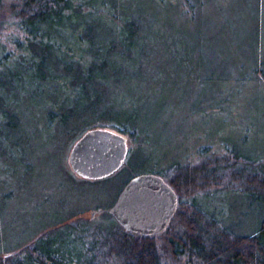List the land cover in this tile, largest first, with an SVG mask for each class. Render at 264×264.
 I'll return each instance as SVG.
<instances>
[{
	"label": "trees",
	"instance_id": "trees-1",
	"mask_svg": "<svg viewBox=\"0 0 264 264\" xmlns=\"http://www.w3.org/2000/svg\"><path fill=\"white\" fill-rule=\"evenodd\" d=\"M8 1H14L10 8ZM174 7L183 14L206 9L209 23H219L217 0H0V15L8 14L22 33L14 50L24 52L15 58L0 42V85L18 84L31 72L48 101V124L61 134L101 127L141 141L138 113H124L120 102L126 91L151 85L165 72L154 67L150 45L158 29L173 24ZM200 20L189 22L200 26ZM257 59L255 79L264 83ZM5 102L0 95V117ZM20 127L0 122V140L12 141L14 133L21 141L27 133ZM207 147L199 163L170 167L178 206L163 232H132L113 216L110 225L98 224L81 208L65 213V204L48 230L0 250V264H264V156L230 146L217 154L221 149ZM232 194L248 210L239 206L234 215ZM226 198H233L228 208L222 206ZM247 212L252 223L237 219Z\"/></svg>",
	"mask_w": 264,
	"mask_h": 264
},
{
	"label": "rangeland",
	"instance_id": "rangeland-1",
	"mask_svg": "<svg viewBox=\"0 0 264 264\" xmlns=\"http://www.w3.org/2000/svg\"><path fill=\"white\" fill-rule=\"evenodd\" d=\"M13 2L8 1L7 8ZM217 2L219 23H209L206 9L183 14L174 7L173 24L158 29L151 58L154 67L165 72L151 85L126 91L120 102L124 113H138L142 140L123 134L129 148L126 162L105 178L87 179L73 171L69 156L85 131L65 135L48 124V101L31 72L20 76L18 84L2 82L0 95L6 102L0 122L21 126L27 137L18 142L12 133V141L0 140V250H13L48 230L62 218L65 204V213L81 208L82 216L110 225L114 218L103 210L133 177L155 173L169 182L175 162L199 163L200 151L207 146L221 149L217 154L230 146L264 156V83L255 79L257 58L264 69V0ZM200 18V26L190 25L189 20ZM12 22L8 14L0 15V42L5 53L14 51L17 58L24 54L14 50L22 33ZM198 35L203 36L199 41ZM15 65L9 61V66ZM231 196L236 203L226 198L224 208L232 200L234 215L240 207L248 210L236 194ZM250 214L237 219L252 223Z\"/></svg>",
	"mask_w": 264,
	"mask_h": 264
},
{
	"label": "water",
	"instance_id": "water-1",
	"mask_svg": "<svg viewBox=\"0 0 264 264\" xmlns=\"http://www.w3.org/2000/svg\"><path fill=\"white\" fill-rule=\"evenodd\" d=\"M128 139L109 128L87 130L70 153L72 169L87 179L110 176L126 162ZM178 206V195L162 176L144 173L133 177L107 208L125 229L140 234L163 232ZM95 211L91 212L94 216Z\"/></svg>",
	"mask_w": 264,
	"mask_h": 264
},
{
	"label": "flooded vegetation",
	"instance_id": "flooded-vegetation-1",
	"mask_svg": "<svg viewBox=\"0 0 264 264\" xmlns=\"http://www.w3.org/2000/svg\"><path fill=\"white\" fill-rule=\"evenodd\" d=\"M74 171V170H73Z\"/></svg>",
	"mask_w": 264,
	"mask_h": 264
}]
</instances>
